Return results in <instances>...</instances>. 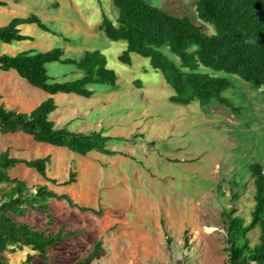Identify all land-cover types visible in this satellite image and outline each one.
<instances>
[{
	"label": "rangeland",
	"instance_id": "obj_1",
	"mask_svg": "<svg viewBox=\"0 0 264 264\" xmlns=\"http://www.w3.org/2000/svg\"><path fill=\"white\" fill-rule=\"evenodd\" d=\"M175 16L187 15L206 34L214 26L196 14V0H147ZM0 25L12 17L36 14L56 35L35 24L20 25L33 39L0 43V53L14 54L35 48L60 46L66 57L99 49L107 67L117 75L115 88L107 83L92 86L95 94L53 95L58 107L52 119L70 130L98 132L112 137L107 147L122 159L98 151L85 155L63 147L35 142L30 136L0 133V151L32 159L49 156L47 176L18 164L9 174L26 180L34 190L46 185L59 194L90 208L79 210L65 200L50 199V216L28 212L24 217L37 228H59L72 233L49 250V260L32 264H72L83 260L101 242L97 257L86 264H228L226 213L248 224L254 204L249 165L264 163V89H253L237 76L229 78L223 92L237 111L218 101L202 106L172 103V87L149 58L131 53V64L118 60L126 48L97 30L105 14L114 19L111 0H0ZM162 51L179 64L166 47ZM49 72L59 78L76 74L73 66L52 62ZM49 95L31 86L14 71L0 69V103L30 111ZM75 181L64 185L70 171ZM259 229L247 233L250 245ZM232 238V234L230 235ZM25 252L10 255L20 264ZM254 264V263H252Z\"/></svg>",
	"mask_w": 264,
	"mask_h": 264
},
{
	"label": "trees",
	"instance_id": "obj_2",
	"mask_svg": "<svg viewBox=\"0 0 264 264\" xmlns=\"http://www.w3.org/2000/svg\"><path fill=\"white\" fill-rule=\"evenodd\" d=\"M117 10L114 19L103 15L97 30L112 41H123L126 48L118 57L124 64H131V53L149 58L153 69L162 73L174 94L172 103L188 105L198 101L204 106L218 101L232 111L233 103L223 95L231 82L217 72L237 76L253 89H264V0H196L197 17L214 26L215 32L206 34L202 25L196 24L187 15L175 16L165 12L147 0H111ZM0 5H5L0 2ZM35 24L40 29L56 35L36 14L12 17L0 25V43L33 39L21 33L20 25ZM166 47L179 58L176 64L163 51ZM73 66L75 75L59 78L49 72L48 64ZM0 69L14 71L21 79L49 96L42 99L30 111H18L0 103V133H23L35 142L63 147L74 153L85 155L90 151L116 154L107 147L110 136L98 132L70 130L52 119L58 104L53 95L75 94L92 97V86L107 83L115 88L117 75L107 67L105 55L99 49L85 50L80 57H66L60 46L48 50L35 48L14 54L0 53ZM49 156L24 159L14 157L8 149L0 151V264L10 263V255L25 252L20 264H32L33 259L47 262L49 250L72 233L59 228H37L24 217L28 212L50 214V199L65 200L79 210L90 208L76 204L67 193L59 194L46 185H36L34 190L26 180L11 176L10 169L18 164L35 170L46 180ZM254 185L251 219L226 213L228 219V264H264V163L249 165ZM76 171L69 172L64 185L75 181ZM259 229L258 241L250 245L247 233ZM232 234V238L230 235ZM101 242L83 260L72 264H86L100 252Z\"/></svg>",
	"mask_w": 264,
	"mask_h": 264
},
{
	"label": "crops",
	"instance_id": "obj_3",
	"mask_svg": "<svg viewBox=\"0 0 264 264\" xmlns=\"http://www.w3.org/2000/svg\"><path fill=\"white\" fill-rule=\"evenodd\" d=\"M81 56V55H80ZM80 56H78V57H80ZM86 98H88V97H86ZM65 125H67V124H65ZM80 131V130H79ZM109 157H116L117 159H122V156H120L119 154H117V155H108ZM66 240V239H65Z\"/></svg>",
	"mask_w": 264,
	"mask_h": 264
}]
</instances>
